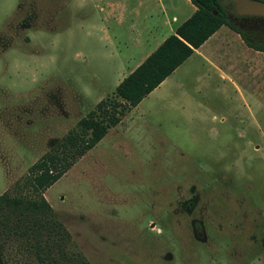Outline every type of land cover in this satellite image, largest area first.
Returning a JSON list of instances; mask_svg holds the SVG:
<instances>
[{"label": "rangeland", "instance_id": "1", "mask_svg": "<svg viewBox=\"0 0 264 264\" xmlns=\"http://www.w3.org/2000/svg\"><path fill=\"white\" fill-rule=\"evenodd\" d=\"M175 1L183 14L166 30L103 22L101 0H0V196L113 94L123 62H140L197 11ZM221 3L264 43V18ZM209 71L192 59L172 77L205 107L189 108L193 118L145 101L44 193L91 264H264V124ZM7 250L0 264L25 263Z\"/></svg>", "mask_w": 264, "mask_h": 264}, {"label": "trees", "instance_id": "2", "mask_svg": "<svg viewBox=\"0 0 264 264\" xmlns=\"http://www.w3.org/2000/svg\"><path fill=\"white\" fill-rule=\"evenodd\" d=\"M191 2L197 7L191 18L127 76L112 95L81 119L57 147L33 164L28 176L16 183L11 192L0 196L1 259L10 246L25 257L24 264H91L70 246L71 236L44 193L222 26L226 25L240 34L248 47L264 52V43L251 41L230 21L221 0Z\"/></svg>", "mask_w": 264, "mask_h": 264}, {"label": "crops", "instance_id": "3", "mask_svg": "<svg viewBox=\"0 0 264 264\" xmlns=\"http://www.w3.org/2000/svg\"><path fill=\"white\" fill-rule=\"evenodd\" d=\"M105 1L106 0H101V4L104 7L101 9L99 8L100 12L103 14L102 17H104L102 21H113L117 27L127 26L141 28L146 25L151 27L153 23H159L160 20L161 26L167 30L173 28L170 18L176 20L179 15L183 14V7L181 4L185 7V13L191 12L189 17L197 10V7L191 0H179L178 3L181 5L179 9V6L177 8L173 6L177 3L175 0H158L159 2H157L158 5L156 7L158 11L154 12V14L150 12L151 0H123L120 3H109ZM120 6L124 9H119ZM110 9H112L111 16L104 14V11ZM171 32V35L175 34L174 30H171ZM164 40L156 44L150 53L140 59V62L133 60L130 66L129 62H123V69L121 70L123 76L126 75V78L135 71L164 42ZM138 42L139 45L144 44L142 39H139ZM215 43H220L223 54L214 51ZM234 45H236V50H239L240 53L230 52V49H233ZM146 47L149 48L148 46ZM146 47L145 50H147ZM192 59L197 60L201 64L205 63L208 67H211V71L208 72L209 77L210 73L214 72V75H218L223 82L227 81L230 86L239 93L241 101L247 109L252 121L258 127L264 124V52L248 47L240 34L224 25L199 49L195 50V53L187 61H191ZM183 65H181L173 75H175ZM173 75L146 97L131 113L149 99L158 102L161 106L160 111L178 112L186 121L193 118V116L189 115L187 112L189 108L197 107L199 109H204L205 107L201 103L183 89V85H178L172 81ZM236 76H238L239 81L242 82V86L236 83L234 79ZM124 79H122L120 83ZM211 84L212 83H210V85ZM196 119L198 118L196 117Z\"/></svg>", "mask_w": 264, "mask_h": 264}, {"label": "water", "instance_id": "4", "mask_svg": "<svg viewBox=\"0 0 264 264\" xmlns=\"http://www.w3.org/2000/svg\"><path fill=\"white\" fill-rule=\"evenodd\" d=\"M234 4V12L239 17L264 18V2L260 0H228Z\"/></svg>", "mask_w": 264, "mask_h": 264}, {"label": "flooded vegetation", "instance_id": "5", "mask_svg": "<svg viewBox=\"0 0 264 264\" xmlns=\"http://www.w3.org/2000/svg\"><path fill=\"white\" fill-rule=\"evenodd\" d=\"M252 18H254V17H252Z\"/></svg>", "mask_w": 264, "mask_h": 264}]
</instances>
